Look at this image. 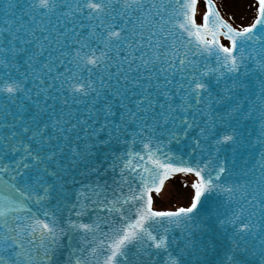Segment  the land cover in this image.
Returning <instances> with one entry per match:
<instances>
[{
  "label": "snow or ice",
  "instance_id": "1",
  "mask_svg": "<svg viewBox=\"0 0 264 264\" xmlns=\"http://www.w3.org/2000/svg\"><path fill=\"white\" fill-rule=\"evenodd\" d=\"M198 3L0 0V264H209L217 224L212 264L264 255V163L235 171L249 119L264 160V0ZM181 173L190 204L156 209Z\"/></svg>",
  "mask_w": 264,
  "mask_h": 264
},
{
  "label": "water",
  "instance_id": "2",
  "mask_svg": "<svg viewBox=\"0 0 264 264\" xmlns=\"http://www.w3.org/2000/svg\"><path fill=\"white\" fill-rule=\"evenodd\" d=\"M5 3H6V0H5ZM205 10H206V7H205ZM19 15H20L19 11H16V16L18 17ZM11 19L13 18L10 16L4 15L3 12H0V26H3L6 20H11ZM253 19L254 17L252 18V21ZM199 22H202V21H199ZM244 127H245L246 132H251V136L249 137V140H248V146L246 148L241 149L237 153L236 167H235V171L237 172H239L240 168L242 167V161H247L249 167H251L252 164L259 165L261 163H264V160H261L260 158L261 145L257 143V137L260 132L259 124L255 120L249 119L244 122ZM155 195L156 194H154V199H155ZM221 197L222 198L219 199V203L222 205V207H220L219 211L224 212L225 208L227 207L228 197L226 194H221ZM216 200H217V197L213 196V202H214L213 208H215ZM155 201H157V197ZM233 207H235V205H233ZM172 209H175V208H172ZM221 219H223V217H221ZM177 235L180 236L181 238L183 237V233L180 232L179 230L177 231ZM230 236H231V229H228L227 231H225V229L221 227L220 225L218 224L215 225V235L213 237V243L216 244L217 247L215 251L210 248L207 251L206 255L198 254L199 259L201 260L206 259L209 262V264H212L213 261L217 260V256L221 253L223 248H227L231 246V241L228 239V237ZM237 256L246 258L250 262V264H264V255H261V250L258 244L256 245L255 248L251 249V252H245L243 249H241V251L237 253ZM165 259H167V257H165Z\"/></svg>",
  "mask_w": 264,
  "mask_h": 264
},
{
  "label": "rangeland",
  "instance_id": "3",
  "mask_svg": "<svg viewBox=\"0 0 264 264\" xmlns=\"http://www.w3.org/2000/svg\"><path fill=\"white\" fill-rule=\"evenodd\" d=\"M199 3L201 7H204L205 11L204 0H199ZM254 3L255 0H216L217 7L221 13L235 25H247L252 22V19L249 20V18L255 9L254 7H250V5H254ZM202 14L200 13L199 16L197 14L198 22L202 21ZM222 42H224L223 39ZM194 179L195 177L191 174H177L173 176L166 182V184H169L170 192L165 196H157V201H154V207L158 210H168L190 204L193 194L191 182Z\"/></svg>",
  "mask_w": 264,
  "mask_h": 264
},
{
  "label": "bare ground",
  "instance_id": "4",
  "mask_svg": "<svg viewBox=\"0 0 264 264\" xmlns=\"http://www.w3.org/2000/svg\"><path fill=\"white\" fill-rule=\"evenodd\" d=\"M203 12H204V7H201L200 3H199V5H198V13H197L198 16L200 15V13H203ZM254 16H255V10H254V13L251 15V17L249 18V20H251ZM169 192H170L169 184H165L164 189L162 190V192L158 196H165ZM189 202H190V200H189Z\"/></svg>",
  "mask_w": 264,
  "mask_h": 264
}]
</instances>
